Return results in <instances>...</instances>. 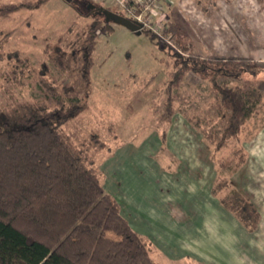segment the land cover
<instances>
[{"label":"rangeland","instance_id":"rangeland-1","mask_svg":"<svg viewBox=\"0 0 264 264\" xmlns=\"http://www.w3.org/2000/svg\"><path fill=\"white\" fill-rule=\"evenodd\" d=\"M23 1L36 0L0 4ZM78 1L82 10L87 1L123 12L114 0H47L40 9L0 18V109L42 100V79L59 87L69 81L54 68L46 47L70 26L77 32L93 21L94 12L75 11ZM246 1H237L238 7ZM252 3L264 8L262 0ZM216 8L206 0L163 3L152 17L161 33L154 41L112 24L111 32L100 34L93 56L89 107L63 128L77 147L93 134L106 144L92 151L101 183L156 264H238L237 256L247 252L264 263V32L244 19L226 23ZM181 32L196 54L237 55L255 63L242 80L224 79L232 87L255 88L262 97L240 134L222 147L224 111L212 83L187 72L178 87L168 89L174 65L189 57L172 41ZM16 51L31 62L17 77L10 56ZM169 96L174 104L168 116ZM233 190L257 208L256 228L223 203Z\"/></svg>","mask_w":264,"mask_h":264},{"label":"trees","instance_id":"trees-1","mask_svg":"<svg viewBox=\"0 0 264 264\" xmlns=\"http://www.w3.org/2000/svg\"><path fill=\"white\" fill-rule=\"evenodd\" d=\"M46 1L0 4V18L40 9ZM79 3V15L94 12L88 9L92 3L84 1L83 10ZM118 14L126 17L125 12ZM93 17L88 28L75 32V25L70 26L46 47L54 68L69 81L59 87L42 79V100L12 102L0 109V264H156L147 242L101 183L92 151L106 144L93 134L77 147L63 132L89 107L98 38L113 30L103 16ZM143 32L158 39L148 29ZM172 41L189 57L174 65L168 89L178 87L187 72L212 83L224 111L218 144L222 147L240 134L262 97L255 88L232 87L225 80H242L255 63L237 55L196 54L193 41L182 32ZM10 56L16 77L23 75L30 59L18 51ZM168 99L169 116L174 101L172 96ZM225 200L247 227L256 228L260 214L250 200L236 190Z\"/></svg>","mask_w":264,"mask_h":264},{"label":"crops","instance_id":"crops-1","mask_svg":"<svg viewBox=\"0 0 264 264\" xmlns=\"http://www.w3.org/2000/svg\"><path fill=\"white\" fill-rule=\"evenodd\" d=\"M113 2V0H110ZM136 1V0H133ZM207 2H215V5L217 6V8L214 10L216 12V14H218L219 12L223 13L224 18L226 19V23H228V18H233V19H237L238 21H243L241 19L246 20L247 23L250 24V27L252 28H260L261 32H264V8H262V10L260 9H255L256 5L254 3H252V0H247L246 4L241 6L240 5L238 7L239 0H206ZM257 1V0H256ZM235 6L237 5L238 9H235L234 7H232V5H234V3H236ZM251 2V3H250ZM260 3V2H259ZM257 4V3H256ZM262 6L264 7V0H262ZM260 5V4H257ZM235 10H234V9ZM213 11V14H214ZM257 15H259V17L261 16V20H259L258 18L256 19ZM255 31V30H254ZM189 246V245H188ZM237 261L239 262L238 264H264L263 261H261L260 259H258L256 257V255L252 254V253H242L239 254ZM207 259V258H206Z\"/></svg>","mask_w":264,"mask_h":264},{"label":"built area","instance_id":"built-area-1","mask_svg":"<svg viewBox=\"0 0 264 264\" xmlns=\"http://www.w3.org/2000/svg\"><path fill=\"white\" fill-rule=\"evenodd\" d=\"M118 5L123 8L126 17L137 21L143 25V30L147 29L161 35L160 27L153 23L152 17L162 7L163 3L169 2V0H114Z\"/></svg>","mask_w":264,"mask_h":264},{"label":"water","instance_id":"water-1","mask_svg":"<svg viewBox=\"0 0 264 264\" xmlns=\"http://www.w3.org/2000/svg\"><path fill=\"white\" fill-rule=\"evenodd\" d=\"M88 9L94 10V15L103 16L106 23L123 26L138 35L143 33V25L128 17L110 11L104 7H97L94 4H89Z\"/></svg>","mask_w":264,"mask_h":264}]
</instances>
